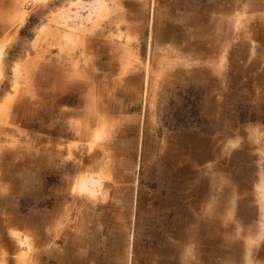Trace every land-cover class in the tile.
Returning a JSON list of instances; mask_svg holds the SVG:
<instances>
[{
    "label": "rangeland",
    "instance_id": "obj_1",
    "mask_svg": "<svg viewBox=\"0 0 264 264\" xmlns=\"http://www.w3.org/2000/svg\"><path fill=\"white\" fill-rule=\"evenodd\" d=\"M249 1L186 0L178 40L160 45L151 21L125 17L124 0H0V162L9 149L25 152L27 125L14 103L23 100V113L26 101L45 104L50 76L91 85L86 106L107 116L92 121L124 129L129 117L131 205L141 193L155 222L177 209V264H223L222 253L264 264V7ZM76 97L63 94L30 126L58 129ZM101 152L116 178L122 158Z\"/></svg>",
    "mask_w": 264,
    "mask_h": 264
},
{
    "label": "crops",
    "instance_id": "obj_2",
    "mask_svg": "<svg viewBox=\"0 0 264 264\" xmlns=\"http://www.w3.org/2000/svg\"><path fill=\"white\" fill-rule=\"evenodd\" d=\"M258 1H249L246 6L261 11L264 4L259 1V8ZM208 3L202 6L209 7ZM124 4L127 19L152 22L149 27L160 45L167 38L178 40L177 29L191 11L186 0H124ZM206 48L210 50L209 45ZM51 66L47 64V71ZM46 79L42 88L48 101L36 100L33 105L26 101L29 108L24 113L23 101L19 106L18 117L27 119L25 152L15 148L1 153L8 159L0 162V264H177V209L155 222L154 215L142 212L146 206L141 193L137 212L131 205L130 176L124 165L129 167V151L135 141L123 138L129 117L116 115L118 119L128 117L124 129L119 124L106 126L105 122L92 121V117L107 116L86 106L93 101L91 85L61 82L62 76L57 81L51 76ZM65 92L77 94V105L69 115L62 114L64 121L58 129L30 126L35 113L53 110ZM65 117L70 118L68 122ZM99 133H104L103 138H97ZM82 149L86 155H81ZM102 150L111 153L113 160L122 158L121 164L116 163L122 166L116 178L113 172L104 171L107 158ZM95 182L100 190H94ZM172 199L165 197L164 202L169 205ZM152 226H159L162 236L156 238L147 232ZM219 258L223 264H240L236 256L231 260L222 253Z\"/></svg>",
    "mask_w": 264,
    "mask_h": 264
},
{
    "label": "bare ground",
    "instance_id": "obj_3",
    "mask_svg": "<svg viewBox=\"0 0 264 264\" xmlns=\"http://www.w3.org/2000/svg\"><path fill=\"white\" fill-rule=\"evenodd\" d=\"M41 65V64H40ZM44 83V82H43ZM45 86V85H44ZM39 91V90H38ZM49 91V90H48ZM18 92V91H17ZM42 93V92H41ZM44 93V92H43ZM51 96V95H50ZM40 98V97H39ZM48 98H49V96H48ZM46 99H47V97H46ZM12 101V100H11ZM23 101V100H22ZM21 99H19L16 103H14L15 104V115H18V114H21L20 113V109H19V106H20V104H21ZM48 101V100H47ZM41 102V101H40ZM55 102V101H54ZM9 103H11L10 101H9ZM23 103V102H22ZM6 104V103H5ZM38 104V103H37ZM50 105V104H49ZM53 105V104H52ZM9 106V105H8ZM11 107V106H10ZM24 106H22L21 107V109L23 108ZM29 108V107H28ZM32 109V108H31ZM37 109V108H36ZM35 109V110H36ZM50 109V108H49ZM43 110V109H42ZM46 110V109H45ZM3 111V110H2ZM22 111H23V109H22ZM33 111V110H32ZM31 111V112H32ZM29 112V111H28ZM35 113V112H34ZM35 114H37V113H35ZM28 115V114H27ZM31 115V114H30ZM22 116V115H21ZM26 116V115H25ZM37 116V115H36ZM27 118V117H26ZM27 122V119H24V123H26ZM28 124V123H27ZM3 128L2 127H0V130H2ZM246 260V259H245Z\"/></svg>",
    "mask_w": 264,
    "mask_h": 264
}]
</instances>
